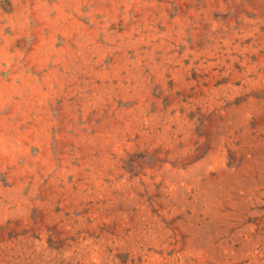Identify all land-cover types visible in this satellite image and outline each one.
I'll use <instances>...</instances> for the list:
<instances>
[{
	"label": "rangeland",
	"instance_id": "obj_1",
	"mask_svg": "<svg viewBox=\"0 0 264 264\" xmlns=\"http://www.w3.org/2000/svg\"><path fill=\"white\" fill-rule=\"evenodd\" d=\"M0 264H264V0H0Z\"/></svg>",
	"mask_w": 264,
	"mask_h": 264
}]
</instances>
